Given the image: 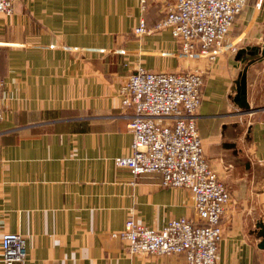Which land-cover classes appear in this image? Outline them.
Listing matches in <instances>:
<instances>
[{"label":"crops","instance_id":"crops-1","mask_svg":"<svg viewBox=\"0 0 264 264\" xmlns=\"http://www.w3.org/2000/svg\"><path fill=\"white\" fill-rule=\"evenodd\" d=\"M172 3L151 0L142 11L139 0H16L12 16H0V243L5 233L23 236V264H187L128 254L112 237L129 219L154 229L198 221L189 190L114 164L131 154L133 111L119 91L138 67L203 73L198 133L230 193L217 264H264V58L254 53L264 0L230 34L237 52L213 62L182 55L168 31L151 30ZM141 19L150 31L137 37ZM243 71L248 111L235 100Z\"/></svg>","mask_w":264,"mask_h":264},{"label":"built area","instance_id":"built-area-1","mask_svg":"<svg viewBox=\"0 0 264 264\" xmlns=\"http://www.w3.org/2000/svg\"><path fill=\"white\" fill-rule=\"evenodd\" d=\"M151 0H139L145 11ZM152 31H168L182 55L199 56L210 62L226 50L237 52L238 42L227 44L235 20L249 0H171ZM16 0H0V16L10 17ZM141 19L134 35L148 33ZM0 78V121L3 119ZM203 73L153 72L138 67L120 88L121 104L131 109L128 131L131 154L117 157L114 164L134 177L157 174L165 187L189 190L197 223L180 218L162 229L149 228L132 219L112 237L127 242L135 256H184L187 264H217L222 239L221 219L230 203V193L206 159L197 128ZM1 264H23L25 239L5 233L0 243Z\"/></svg>","mask_w":264,"mask_h":264},{"label":"water","instance_id":"water-1","mask_svg":"<svg viewBox=\"0 0 264 264\" xmlns=\"http://www.w3.org/2000/svg\"><path fill=\"white\" fill-rule=\"evenodd\" d=\"M254 53L256 55L260 54L261 58H259L258 60L259 61H262V59L264 58V38H263V43L261 45V48L260 49H254ZM241 53L238 54V57H237V60H239L240 58V55ZM235 86H236V101H241L244 106V109L245 111H248V105L246 104V95H245V92H246V73L245 71H243L241 73V75L239 76V79L238 81L235 82ZM258 228L260 229V236L262 238V241L259 245V248L260 249H263L264 250V228H263V225L262 224H259Z\"/></svg>","mask_w":264,"mask_h":264},{"label":"rangeland","instance_id":"rangeland-1","mask_svg":"<svg viewBox=\"0 0 264 264\" xmlns=\"http://www.w3.org/2000/svg\"><path fill=\"white\" fill-rule=\"evenodd\" d=\"M254 3H253V0H249L246 8L244 9V11L240 14V16L235 20V23H234V26L232 28V35L233 34H238V26L240 25V21L243 19V18H246V16L250 13V11H252V7H253ZM230 33V34H231Z\"/></svg>","mask_w":264,"mask_h":264}]
</instances>
